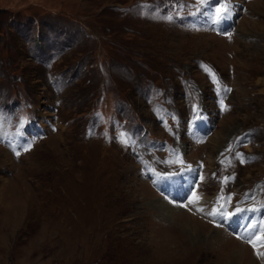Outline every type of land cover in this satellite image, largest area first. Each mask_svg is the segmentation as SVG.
Returning <instances> with one entry per match:
<instances>
[{
  "label": "rangeland",
  "instance_id": "1",
  "mask_svg": "<svg viewBox=\"0 0 264 264\" xmlns=\"http://www.w3.org/2000/svg\"><path fill=\"white\" fill-rule=\"evenodd\" d=\"M220 3L0 0V264H264V0Z\"/></svg>",
  "mask_w": 264,
  "mask_h": 264
},
{
  "label": "snow or ice",
  "instance_id": "2",
  "mask_svg": "<svg viewBox=\"0 0 264 264\" xmlns=\"http://www.w3.org/2000/svg\"><path fill=\"white\" fill-rule=\"evenodd\" d=\"M206 3H207V0H199L200 7L197 8V12H199L201 10V8L204 5H206ZM194 14L195 13H193V15ZM231 14H232V0H221V3L214 8L213 15L211 17H209L211 26L213 28H215L218 24H220L224 20L228 19L231 16ZM166 19L171 20L172 17L169 16V17H166ZM223 34L227 35L229 38H231V35H232L231 32H225ZM208 71L213 76V78H215V74L211 73L210 69H208ZM226 91H231V89H226ZM220 104H221L222 110H225V111L228 110V106L226 104H224L223 99L220 100ZM31 146H32L31 143H29L28 146L26 148H24L23 150L24 151H28V150H30ZM15 155L17 157H19L20 156V152L16 151ZM241 162H243V161H241ZM178 174L179 173H166V174H164V176L167 177V178H170L171 176L178 175ZM224 179L227 180L228 178L225 177ZM193 197H195V193H193ZM181 206L188 207L187 204L181 205ZM246 210L247 209L236 208L234 212H229V213H227V216H226L224 214V212H223V206H221V209L208 212L207 214L214 218V222H215V218L217 217V214H219V220L221 221V223L217 224L216 226L217 227H221V226H223V224L228 222L229 218L237 215L238 213H240L242 211H246ZM198 211L203 212L204 209L203 208H199ZM245 228L249 229V230H251L253 228H259L260 229L261 234L257 235L255 237V240H251V239L249 240V243L252 244V246L254 248L257 247L256 241L264 242V225H253V224L249 223L248 225L245 226ZM257 255L258 256L259 255H264V253L257 252Z\"/></svg>",
  "mask_w": 264,
  "mask_h": 264
},
{
  "label": "bare ground",
  "instance_id": "3",
  "mask_svg": "<svg viewBox=\"0 0 264 264\" xmlns=\"http://www.w3.org/2000/svg\"><path fill=\"white\" fill-rule=\"evenodd\" d=\"M190 174H192V173H190ZM188 179H189L188 175H186L184 177H179V178H176V179L166 178L165 179V183H166L165 184V187H166V191L168 193V196H169V198L171 200H168L167 199V201L166 200H164V201H158V202H155L153 206L156 209H158L162 214H169L170 215L172 212L177 211L179 204L176 201H177V199L180 200V198H181L180 196H182V194H183L182 193L183 192V186L187 189V186H188L187 180ZM194 199H196V198H194ZM244 220H245V217L243 218V221ZM234 222H235V216L229 218V220H228V222L226 224L229 223L232 226H234ZM244 225H243V223H240V225L238 227L239 231H243ZM243 232H244V234L247 233L246 230H244ZM248 233H250V232H248ZM241 234L243 236H245L243 233H241Z\"/></svg>",
  "mask_w": 264,
  "mask_h": 264
}]
</instances>
